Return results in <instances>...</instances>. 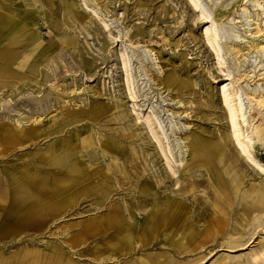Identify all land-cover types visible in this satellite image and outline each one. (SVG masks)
I'll list each match as a JSON object with an SVG mask.
<instances>
[{
    "label": "bare ground",
    "instance_id": "1",
    "mask_svg": "<svg viewBox=\"0 0 264 264\" xmlns=\"http://www.w3.org/2000/svg\"><path fill=\"white\" fill-rule=\"evenodd\" d=\"M80 1L89 9L85 16L79 13ZM187 1L199 9L205 21L209 19L210 25L205 27L204 34L211 36L210 42L219 44L222 37L234 36L233 32L230 35L220 31L216 18L224 16L241 0L233 2L230 8L220 6L214 17L203 0ZM253 1L263 8L264 0ZM110 4L111 0H0V142L3 143L0 155L14 154L16 146L36 148L34 154H25L28 158L21 155L5 163L6 167H0V234L42 230L48 220L61 214V207L75 202L105 207L103 220L82 229L70 244L72 248L96 243L103 256L98 262L94 257L89 259L87 252L65 248L68 246L65 240L46 239L42 241V249L26 248L15 256L17 264H101L116 258L115 253H143L150 239L159 234L163 236L166 250L145 252L146 260L149 264H180L173 260V253L203 251L209 247L212 236L210 232L202 235V228H198L200 218L208 215L201 204H210L212 200L202 201L195 192L201 187L204 192L225 189L238 182L230 171V155L225 149L228 139L222 132L218 135L220 140H215L204 133V128L188 131L179 124L176 135L170 139L164 121L152 104H142L152 110L147 114L142 113L141 107H132L135 117L129 119L120 94L109 87L98 92L94 86L85 87V95L76 93L72 97L69 88L74 85L71 91L77 90L79 78L75 76L71 82L56 85L70 72L88 70L92 77L97 61L86 55L79 35L96 34L91 22L99 17L100 8L111 12ZM261 19L257 28L261 39L253 36L250 43L264 52ZM44 28L56 40H44L49 37L41 33ZM133 34L142 35V25H136ZM108 48L109 42L102 39L97 60L106 59L107 51L111 52ZM65 56L72 59V66ZM115 58L119 61L125 96L133 99L134 95L128 92L131 55L124 50ZM159 66L162 71L163 65ZM155 77L177 93L191 85L190 81L180 78L175 66L162 77ZM228 84L222 86L221 95L233 144L237 151L257 163L248 152L251 138L243 135L236 121L238 117L245 121L250 112L245 102L246 92L240 87L230 93ZM106 94V101L98 99ZM72 99H78L80 106L70 107ZM182 102L180 98L176 101L179 105ZM256 102L264 106V95L259 94ZM204 105L211 107L208 100ZM49 116L51 121L47 119ZM174 181L175 188H172ZM244 192L242 199L248 196V204L253 209L264 208L263 190L254 188L247 195ZM114 195L118 197L113 198ZM218 222L216 219L215 223ZM240 237L225 234L224 246L240 245ZM33 241L30 237L27 243ZM4 259L0 257V264H5ZM147 261L132 256L124 264H146ZM250 261L264 264L263 250L251 255Z\"/></svg>",
    "mask_w": 264,
    "mask_h": 264
},
{
    "label": "rangeland",
    "instance_id": "2",
    "mask_svg": "<svg viewBox=\"0 0 264 264\" xmlns=\"http://www.w3.org/2000/svg\"><path fill=\"white\" fill-rule=\"evenodd\" d=\"M203 1L214 17L217 8L220 6L230 8L236 0ZM263 8L254 5L253 0H241L233 8L228 9L224 16L216 18V26L221 28L220 31L234 34L233 37H222L217 44L210 42L211 36L208 38L204 34L205 27L210 25L209 19L205 21L200 16L199 9H194L187 0H111L109 9L112 11L107 12L100 8L99 17L91 22V27H96V34L79 35L80 44L87 52L86 55H91L97 61L92 77L88 70L79 71L77 74L70 72L56 83L58 85L64 81L71 82L75 76L79 78L75 85L77 90L71 91L74 85L69 88L72 97L76 93L85 95V87L94 86L97 92L103 87L106 89L109 87L110 90H115L116 94H120L129 119L135 117L131 111L132 107L136 109L141 107L142 113L147 114L152 110L150 107L145 109L146 106L142 104H152L164 121L170 139L176 135L175 131L179 124H183L182 128L188 131L198 132L200 128H204L206 130L204 133L215 140L219 139L220 132L222 136L227 137L228 144L225 149L230 155V171L234 178H238V182L225 189L204 192L201 187L195 192L196 197L202 201L212 200L210 204H201L208 215L200 218L198 226L202 228V235L210 232L212 236L207 244L209 247L203 251L173 253V260L180 264H253L250 256L260 250L264 252V208L253 209L248 204V196L244 200L241 196L243 190L245 195L251 193L254 188L264 191V106L256 102L259 94L264 95V52L258 51L260 48L250 43L253 36L261 39V32H257V28L260 19L262 18L261 23L264 21ZM88 12L89 9L81 2L79 13L85 16ZM39 23L43 21L40 20ZM136 25H142V35L134 36L133 28ZM41 33L49 36L44 40H56L47 28ZM102 39L109 42L108 50L112 53L107 51L106 59L99 61L96 53L101 47ZM124 50L129 51L132 59L129 71L131 87L128 92L134 97L130 100L125 96L119 61L115 58ZM65 58L68 65L72 66V59L69 56ZM159 65H163L162 71L158 69ZM172 66L176 67V73L181 79L191 82L190 87L179 93L159 83L155 77L156 75L162 77ZM226 83H229L227 88L230 93L240 87L243 93L246 92L244 97L250 112L245 121L240 117L236 121L239 122L243 135L251 138L248 152L257 163L251 161L246 154L237 151L235 143L233 144V134L231 128L227 126V108L221 95V88ZM39 94L41 95V93L37 95ZM106 97L107 94L98 99L106 101ZM178 98L184 104L176 103ZM207 100L211 107L204 105ZM80 104L78 99H72L70 107L77 108ZM35 105L37 107V104ZM47 119L51 121L52 117L49 116ZM89 123L92 124L90 121ZM0 145L3 143L0 142ZM35 150L33 146L26 145L23 148L16 146L14 154L8 157L0 155V160L1 158L5 160L0 161L4 163L0 167H6L5 163L9 164L11 159L21 155L28 158L25 154H34ZM173 184L172 188H175L176 181ZM60 210L61 214L54 220H48L42 230L20 232L17 235L0 234V257L5 258V264H17L14 262L15 256L26 248L31 251L42 249L44 247L42 241L46 239L61 242L65 240L68 245L65 248L87 252L86 256L89 259L94 257L92 259H95V262L101 260L103 256L100 255L96 243L79 244L72 248L70 244L80 235L82 229L93 225V222L97 224L103 220L105 207L92 202H75L61 207ZM211 219L214 221L210 222ZM216 219L219 220L218 223H215ZM220 228H223V231H220ZM225 234L233 238L241 236L242 243L233 248L225 247ZM154 236L144 247L146 251L143 249V253L138 251L126 255L115 253L113 256L118 260L114 258L101 264H124V260L132 256L147 261V252L166 250L163 236L161 234ZM30 237L34 238V241L28 244ZM97 242L104 249L101 240L98 239Z\"/></svg>",
    "mask_w": 264,
    "mask_h": 264
}]
</instances>
